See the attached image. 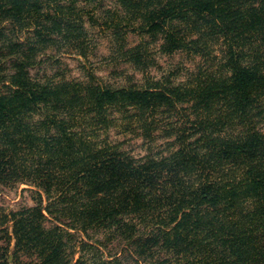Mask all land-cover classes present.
Masks as SVG:
<instances>
[{
  "label": "trees",
  "instance_id": "obj_1",
  "mask_svg": "<svg viewBox=\"0 0 264 264\" xmlns=\"http://www.w3.org/2000/svg\"><path fill=\"white\" fill-rule=\"evenodd\" d=\"M90 27L143 72L152 45L195 71L32 74L88 58ZM111 127L166 148L134 158ZM0 184L37 195L0 206V264H264V0H0Z\"/></svg>",
  "mask_w": 264,
  "mask_h": 264
},
{
  "label": "rangeland",
  "instance_id": "obj_2",
  "mask_svg": "<svg viewBox=\"0 0 264 264\" xmlns=\"http://www.w3.org/2000/svg\"><path fill=\"white\" fill-rule=\"evenodd\" d=\"M90 31L94 46L88 58L84 59L79 56L59 53L52 58H44V62L33 69L32 74L42 79L50 77L66 80H86L88 79V69H91L100 81L118 87L129 85L132 82L143 84L147 78L159 79L165 75H169L179 82L186 80L195 71L196 62L186 54H163L153 49L154 46L152 45L151 54L155 60L148 66L146 72H143L132 62L124 60V57L115 51L112 37L108 33L103 32L99 27H90ZM128 42L129 46H133L140 42V36L134 32L130 33ZM156 133H158L156 134V140L152 144L145 142L140 136L122 132L120 128L111 127L109 131H102L101 134L103 137L108 135L111 141L120 142L121 148L128 155L134 158H142L148 154L161 153L166 148L168 139L163 136V133H159V131ZM27 188V185H17L10 188L0 184V206L7 211H12L35 205L37 195L27 190ZM77 259L78 254L72 264ZM127 263L136 264L132 259H129Z\"/></svg>",
  "mask_w": 264,
  "mask_h": 264
}]
</instances>
